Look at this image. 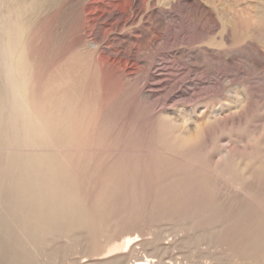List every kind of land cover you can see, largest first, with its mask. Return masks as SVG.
Returning a JSON list of instances; mask_svg holds the SVG:
<instances>
[{
  "label": "rangeland",
  "instance_id": "1",
  "mask_svg": "<svg viewBox=\"0 0 264 264\" xmlns=\"http://www.w3.org/2000/svg\"><path fill=\"white\" fill-rule=\"evenodd\" d=\"M46 4L8 87L0 0V251L39 217L24 264H264V0Z\"/></svg>",
  "mask_w": 264,
  "mask_h": 264
},
{
  "label": "bare ground",
  "instance_id": "2",
  "mask_svg": "<svg viewBox=\"0 0 264 264\" xmlns=\"http://www.w3.org/2000/svg\"><path fill=\"white\" fill-rule=\"evenodd\" d=\"M35 1L36 0H5V8H6V12H7L9 18L15 20L16 21V24L18 25L16 31L14 32V34L13 33L11 34L12 36L9 33H7V34H9L11 36V39L7 40V42L5 44V47H4V50H3V52L8 55L9 62H12V65L11 66H12L13 71H14L13 72V76L12 75H9V76L7 75L6 76V81H8V83H7V86L8 87L13 86V85H16L15 82H13V77L15 79H17V77L22 72L23 61H22V50L20 48V45H21L20 43L22 41V38L24 37L23 36V33H24V25L28 24L27 21L30 19V17L32 16V14H34V11L35 10H38L40 8L41 9L42 8H45V6L47 5L46 3L48 2V0H39L38 2H35ZM16 97H18V96H16ZM1 104H2V99H1V96H0V105ZM22 145H24V144H22ZM18 148H19V146H18ZM31 172H33V171H31ZM52 180H53V178H52ZM13 184H16V183H13ZM36 206H37V204H36ZM16 220H18V219H16ZM18 222H19V220H18ZM10 227H8L7 229L9 230ZM27 228H28V226H27ZM34 229H35V234H37V236L36 237H35V235L34 236L32 235L30 237L27 236L25 238V241H24L23 245H21V247L16 248L17 245H16V247H14L15 245H14L13 241L11 242V240H10V242L8 241L7 248L6 247L3 248L4 249V252L13 255L11 264H24L23 259L26 260V256H28V254L26 252V248L35 247V245L37 243H39L38 242L39 241V238H40V241H41V239H43L46 236V234L49 232V230H50L49 227H48V225L45 223V221L42 220V218H39V217L35 221V227H34ZM12 243H13V245H12ZM3 249L1 248L0 253L1 252L3 253ZM138 264H151V263H150V261H145V262H141L140 261Z\"/></svg>",
  "mask_w": 264,
  "mask_h": 264
}]
</instances>
